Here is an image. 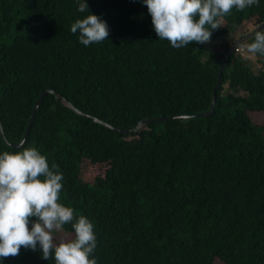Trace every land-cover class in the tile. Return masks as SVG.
<instances>
[{
	"label": "trees",
	"instance_id": "obj_1",
	"mask_svg": "<svg viewBox=\"0 0 264 264\" xmlns=\"http://www.w3.org/2000/svg\"><path fill=\"white\" fill-rule=\"evenodd\" d=\"M263 22L264 0H0L11 143L46 88L152 119L48 93L19 147L0 132V264H264V29L210 114L157 119L208 110Z\"/></svg>",
	"mask_w": 264,
	"mask_h": 264
},
{
	"label": "water",
	"instance_id": "obj_2",
	"mask_svg": "<svg viewBox=\"0 0 264 264\" xmlns=\"http://www.w3.org/2000/svg\"><path fill=\"white\" fill-rule=\"evenodd\" d=\"M264 29V22L262 24H260L259 26H257L256 28H254L253 30L249 31L247 34H245L243 37H240L238 38L229 48V52L228 54L223 58V60L221 61L220 63V67H219V73H218V78H217V82H216V85L214 87V90H213V94H212V103H211V106L208 110L206 111H203V112H198V113H195V114H181V115H172V116H169V117H165V116H161V117H158L157 119H179V118H190V117H199V116H204V115H208L210 114L214 108H215V104H216V92H217V87L218 85L220 84V81L222 79V75H223V71H224V68L226 66V63H227V60L228 58L234 53L235 51V48L237 46H239L240 44H242L243 42L247 41L249 38H251L252 36H254L255 34H257L258 32L262 31ZM48 93H53L55 96H56V99L57 101L61 102L62 104H64L65 106H68L70 107L72 110H74L76 113L78 114H81L85 117H88L96 122H99V123H102L103 125L109 127V128H112L113 130H116V131H119V132H134V131H137L139 130L140 128H142L146 123H148L149 121H151L152 119L151 118H144L142 120H140L138 122V124L132 128V129H122V128H119L111 123H109L108 121H105V120H102L101 118L97 117V116H94L92 114H89V113H86L80 109H78L71 101H69L68 99H66L64 96H62L61 94H59L56 90L52 89V88H46L44 89L40 96L38 97V99L36 100V103H35V106H34V109H33V113H32V116L27 124V127H26V130L24 132V135L21 139L20 142L14 144V143H11L8 138L6 137L5 135V132H4V128H3V125H2V122L0 120V132H1V135H2V138L3 140L13 146V147H19L26 139L27 135H28V132L30 130V128L32 127V124L34 122V119H35V116H36V113L38 111V108L44 98L45 95H47Z\"/></svg>",
	"mask_w": 264,
	"mask_h": 264
},
{
	"label": "rangeland",
	"instance_id": "obj_3",
	"mask_svg": "<svg viewBox=\"0 0 264 264\" xmlns=\"http://www.w3.org/2000/svg\"><path fill=\"white\" fill-rule=\"evenodd\" d=\"M246 32L247 31H246L245 28H243L242 26H239L236 29L235 34H236L237 37H240V35H243ZM216 44H217V41L212 39V38L207 39L205 41V45L210 47V48L214 47ZM248 56L250 57V59H252V61L255 60V56H254L253 53L249 54ZM253 68L255 70H257V68H258L257 64H255L254 62H253ZM252 117L254 118V121H256L258 123H264V114H258L256 112V113L252 114ZM33 231H34V233L36 235H38L44 241L51 242V243L64 242V241H66L69 238L66 233L59 232V231H56V230H52V229H49V228L42 229V228H40V226L39 227L35 226L33 228Z\"/></svg>",
	"mask_w": 264,
	"mask_h": 264
},
{
	"label": "built area",
	"instance_id": "obj_4",
	"mask_svg": "<svg viewBox=\"0 0 264 264\" xmlns=\"http://www.w3.org/2000/svg\"><path fill=\"white\" fill-rule=\"evenodd\" d=\"M235 52L236 53H240V54H244L245 53V48L243 46H238L236 49H235Z\"/></svg>",
	"mask_w": 264,
	"mask_h": 264
},
{
	"label": "clouds",
	"instance_id": "obj_5",
	"mask_svg": "<svg viewBox=\"0 0 264 264\" xmlns=\"http://www.w3.org/2000/svg\"><path fill=\"white\" fill-rule=\"evenodd\" d=\"M240 45H241V44H240ZM240 45H239V46H240ZM237 47H238V46H237ZM237 47H236V48H237ZM236 48H235V49H236ZM234 52H235V51H234Z\"/></svg>",
	"mask_w": 264,
	"mask_h": 264
}]
</instances>
